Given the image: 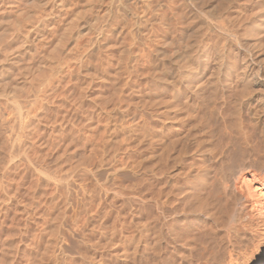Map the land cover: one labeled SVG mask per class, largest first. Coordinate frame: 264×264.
Segmentation results:
<instances>
[{
  "label": "rangeland",
  "instance_id": "1",
  "mask_svg": "<svg viewBox=\"0 0 264 264\" xmlns=\"http://www.w3.org/2000/svg\"><path fill=\"white\" fill-rule=\"evenodd\" d=\"M263 8L264 0H0V264H99L114 236L137 243L153 225L156 210L151 218L144 204L164 181L183 187L185 153L199 161L239 134L253 160L262 154L242 88L209 81L225 48L216 25L238 27ZM12 86L15 96L2 93ZM238 186L235 210L257 237L262 197Z\"/></svg>",
  "mask_w": 264,
  "mask_h": 264
},
{
  "label": "bare ground",
  "instance_id": "2",
  "mask_svg": "<svg viewBox=\"0 0 264 264\" xmlns=\"http://www.w3.org/2000/svg\"><path fill=\"white\" fill-rule=\"evenodd\" d=\"M205 3L206 2H204V4ZM260 8H262V5ZM257 11L258 15H256L257 17L255 19L252 18V21L249 23L243 24L240 22L238 27H226L223 24L216 25V29L223 36L225 48H222L224 49L222 52H218L219 58L217 57L218 59H215L216 61L214 60L215 62L213 61L212 63L214 67H212L213 69L211 68L213 71L211 70V81H209L211 84H209L221 85V87L224 90H228V92L229 89L233 87L242 88L241 92L239 91L240 88H238L239 95H237V97L240 96V93L242 94V97L240 96V100L243 99L242 107L244 106L249 112L253 123L257 127L260 138L264 141V53L258 55L256 53L257 51H253L255 47L257 48L259 46L257 35L261 29L263 30L262 26L264 24L258 26L256 23L260 20V17H263L264 8L261 9V11L257 9ZM261 20L257 24H260ZM259 37H261V34ZM240 51H244V58L242 62L239 63L238 61L241 59H239ZM248 84L250 88L248 87L247 90H252L250 94H247V90L245 89ZM196 86L194 89L197 90L198 88ZM235 90H237V88ZM2 93H4V95L11 94V96L14 93L15 96V89L13 86L8 87L3 89ZM231 93L233 94V92ZM238 105H236L237 108L240 106ZM209 115L211 114L209 113ZM241 127L237 129L240 130L242 129ZM237 133L238 131L236 134ZM233 139L234 141L232 143L228 140L231 143V146L229 145L230 143H228L230 147L228 150L220 153L210 152L207 157H205L207 154L205 156L203 155V159L198 156L200 159L199 161L195 160V162H192L191 159H193L194 155L191 158L185 159L184 156H186V153L185 155L183 154L184 156L181 160L178 158L181 164H178L180 167L177 168V179L179 182L183 180L186 181V183L184 182V184L182 182V185L184 184L183 187L180 184L179 187L178 185L172 186L173 184L168 186L167 181V184L164 181L160 190L158 189L159 192L156 197L152 196L150 199L147 197L148 200L145 202L144 207L151 218L153 217L154 209L156 210V215L152 218L154 221L153 225H145V228L143 227L144 230L139 233V239L137 238V241H141V237L145 238L144 236H146V242L144 240L145 244H142L144 247L140 248L139 241V243H132L128 242V240H123L120 236H114L108 249H104L102 248L103 246H101L102 249L97 256L98 263L264 264V231L257 237L251 234L254 229H251L250 223H247L248 220L244 219L246 217L243 216L242 218L235 210L238 195L236 196L233 190V188H236V186L241 183H244V185L246 184L248 188L257 190L252 191L262 197L263 203L260 212L261 215H264V149L262 151L259 150V153L261 151L262 154L257 155L253 160L248 148L249 145H246L248 143H246L247 141L244 139V136L238 134L236 138ZM218 141L220 142V140ZM196 146H199V144H196ZM170 147L171 146H169V148ZM178 151L180 153L182 152L180 150ZM195 157L196 156H194V158ZM190 160L191 163L186 164V161L190 162ZM175 163H173V165ZM246 190L248 191V189ZM247 191L246 193H248ZM144 232L146 235L143 234ZM107 260L110 261L107 262Z\"/></svg>",
  "mask_w": 264,
  "mask_h": 264
}]
</instances>
